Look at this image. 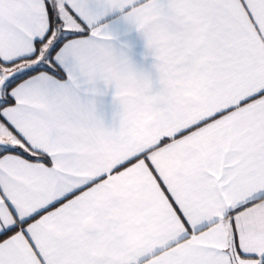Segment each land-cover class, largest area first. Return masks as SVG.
I'll return each instance as SVG.
<instances>
[{"label":"snow or ice","instance_id":"6c2138e0","mask_svg":"<svg viewBox=\"0 0 264 264\" xmlns=\"http://www.w3.org/2000/svg\"><path fill=\"white\" fill-rule=\"evenodd\" d=\"M0 264H264V0H0Z\"/></svg>","mask_w":264,"mask_h":264}]
</instances>
